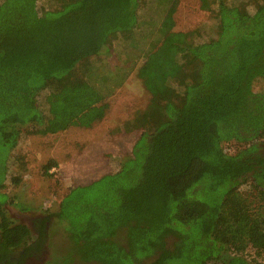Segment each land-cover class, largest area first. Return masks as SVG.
<instances>
[{"label":"trees","instance_id":"16d2710c","mask_svg":"<svg viewBox=\"0 0 264 264\" xmlns=\"http://www.w3.org/2000/svg\"><path fill=\"white\" fill-rule=\"evenodd\" d=\"M49 1L40 10L38 0H0V241L9 250L31 233L1 191L25 129L91 126L135 68L101 56L119 36L133 39L144 0ZM158 1L167 5L160 38L137 68L151 98L125 125L142 133L117 171L64 196L56 217L71 251L48 264H264V90H254L264 78V0L254 11L200 0L217 20L203 42L174 29L179 0ZM231 141L244 145L230 153ZM246 182L251 197L240 192Z\"/></svg>","mask_w":264,"mask_h":264},{"label":"rangeland","instance_id":"374dc122","mask_svg":"<svg viewBox=\"0 0 264 264\" xmlns=\"http://www.w3.org/2000/svg\"><path fill=\"white\" fill-rule=\"evenodd\" d=\"M231 4L245 2L254 11L261 0H227ZM40 10L51 7L49 0H38ZM167 5L158 0H144L140 8V23L133 39L119 36L113 41V50L106 57L112 66L135 64L121 87L108 100L103 118L91 126H71L64 131L46 135L25 131L11 153L9 169L5 178L8 200L4 207L7 214L18 222L29 224V219L44 216L49 220L47 239L42 253L44 264L52 255L69 250L71 247L63 224L59 223L56 213L64 196L71 187L87 184L104 174L117 171L121 159L132 154L133 146L142 130L132 133L125 131L126 122L144 109L151 98L137 68L144 54L160 36L155 28L160 23ZM175 30H197V42H203L216 33L217 20L211 11L201 8L200 0H179L174 12ZM141 36L144 38L141 39ZM95 60L97 66L106 71L107 61ZM254 90H264V78L254 82ZM46 92L39 96L44 110H47ZM243 143L231 141L224 144L226 151L236 152ZM53 163L51 168H46ZM251 182L241 185L240 192L251 197ZM4 197H2L3 199ZM36 234H30L23 244L33 241ZM54 251V253H53ZM71 251V250H70ZM253 259V251L249 254ZM262 261V258H259ZM66 262V260H65ZM48 264V263H47ZM67 264H100L96 261H71ZM169 264H195L187 259H175Z\"/></svg>","mask_w":264,"mask_h":264},{"label":"flooded vegetation","instance_id":"af4514ba","mask_svg":"<svg viewBox=\"0 0 264 264\" xmlns=\"http://www.w3.org/2000/svg\"><path fill=\"white\" fill-rule=\"evenodd\" d=\"M29 221L27 225L31 230L30 234L35 233L36 237L31 243H22L10 250L6 249L0 241V264H44L42 253L44 252L45 242L43 241L47 239L46 229L49 220L45 219L44 216H38L29 219Z\"/></svg>","mask_w":264,"mask_h":264},{"label":"built area","instance_id":"2783aa9c","mask_svg":"<svg viewBox=\"0 0 264 264\" xmlns=\"http://www.w3.org/2000/svg\"><path fill=\"white\" fill-rule=\"evenodd\" d=\"M246 258H247V259H249V260H251V257H250L249 255H248V256H246Z\"/></svg>","mask_w":264,"mask_h":264},{"label":"crops","instance_id":"0c3cea01","mask_svg":"<svg viewBox=\"0 0 264 264\" xmlns=\"http://www.w3.org/2000/svg\"><path fill=\"white\" fill-rule=\"evenodd\" d=\"M126 132H130V133H132L134 130H132V131H127V130H125Z\"/></svg>","mask_w":264,"mask_h":264}]
</instances>
